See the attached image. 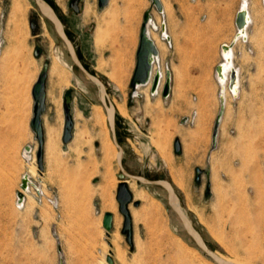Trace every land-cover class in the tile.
Segmentation results:
<instances>
[{"label": "rangeland", "instance_id": "obj_1", "mask_svg": "<svg viewBox=\"0 0 264 264\" xmlns=\"http://www.w3.org/2000/svg\"><path fill=\"white\" fill-rule=\"evenodd\" d=\"M46 1L59 17L82 65L105 86L115 110L125 172L169 182L203 240L217 255L264 264V38L256 41L255 61L250 48H241L239 91L232 97L227 90L212 140L221 107L220 84L215 69L200 67L211 66L213 47L184 49L180 59L186 62H182L173 58L171 41L155 30L152 39L159 45L160 62L153 71L159 69L164 74L171 70L170 95L161 97L163 81L157 96L149 95L151 85L138 89L134 96L129 82L136 62L135 41L151 1L109 0L106 7L98 9V0H78L77 12L70 6L73 0ZM160 1L168 19L170 2L182 0ZM248 1L250 6L255 3L264 10V0ZM125 2L130 5L122 7ZM240 2L225 0L226 4ZM87 5L92 11L89 17L83 15ZM234 14L226 18L233 28ZM151 15L158 21L155 8ZM103 18H108L107 24H101L99 33L96 27ZM35 49L40 52L37 58ZM216 50L220 54L219 48ZM55 61L65 81L51 73ZM43 65L48 75L42 115L44 170L39 173L35 160L38 146L28 124L33 104L31 87ZM142 91L151 99L148 107ZM65 96L71 102L74 127L73 138L64 149ZM117 106L128 116L122 117ZM95 112L103 115L104 123H97ZM106 138L112 144L97 87L78 72L66 46L33 0H0V264H108L105 257L109 254L113 264H216L189 239L177 215L168 208L162 188L134 181L138 188L147 190L149 200L133 198L139 205L129 206V211L147 212L142 221L135 222L132 217L130 247L121 233L123 216L115 201L117 184L115 188L107 186L117 210L112 214V231L106 234L102 228L106 210L100 195L106 189L105 171L108 167L115 180L120 173L116 155L105 151ZM175 140L181 145L178 154ZM158 141L167 146L169 165L155 150L153 143ZM26 145L32 147L34 162L22 156ZM32 166L35 169L29 173L31 185L26 193L20 183ZM195 169L210 170L209 192L205 173L196 182ZM175 175L183 182L182 190L173 184ZM18 192L24 197L21 208L16 204ZM114 233L120 236L123 259L114 253Z\"/></svg>", "mask_w": 264, "mask_h": 264}, {"label": "water", "instance_id": "obj_2", "mask_svg": "<svg viewBox=\"0 0 264 264\" xmlns=\"http://www.w3.org/2000/svg\"><path fill=\"white\" fill-rule=\"evenodd\" d=\"M151 1V9L155 8L157 13L163 14V7L160 0H150ZM35 3L38 12L42 16L46 18V20L49 22V24L52 26L53 30H55V33L57 37L60 39V41L66 46L68 55L70 59L72 60L74 66L77 68L78 72L88 79L89 82H91L95 87L98 89L99 93V101L101 102L105 115H107V124L108 129L110 130L111 135V142L116 146L117 148V154H116V162L119 168V172L117 174V177L119 178L120 182L117 184V190L115 195V201L118 202V212L120 215L123 216V223L121 228V233L125 235V241L127 244H129L130 247L133 246L132 244V216L130 215L129 206L131 203L134 207H137L139 205L138 201H133V195L129 189V186H127L126 181L128 180H134L136 183L142 186L146 187H152V188H162L166 193V200L168 208L172 210L174 214L177 215L181 227L186 232L189 239H191L192 242L195 243L196 247L206 256H208L213 262L216 264H228L224 262L219 256H217L207 245V242H205L199 233L198 229L194 226L192 219L186 212L185 208L182 206L180 199L178 198V195L173 188L172 185H170L169 182L163 180V179H149L147 177L138 176L129 174L128 172H125L122 166V155L124 153L122 146L117 141L116 136V129H115V110L111 104V102L108 100L105 86L103 85L102 81L97 78L95 75H93L91 72H89L85 66L82 65L81 61L76 55L75 49L73 44L71 43L70 39L68 38L64 27L59 19V17L56 15L54 9L50 6L48 2L45 0H33ZM109 3V0H98L97 6L98 9H103L106 7ZM78 0H73L70 4L73 11H78ZM151 9L147 10L143 14L142 22L140 24V31H139V37L138 42L139 45L137 47L135 57V67L134 72L132 74V77L129 82V86L131 87L132 92H135L138 88L142 86H148L151 85L150 93L156 94L159 83L161 79V74L159 71H157L154 75H152V58L156 57L158 55V51L156 48L155 43L150 39L148 34V27L150 26V22L152 20L151 15ZM246 21V11L241 10L238 11L235 17L234 25L236 26L238 33L235 36V39L240 38L244 39V35H240L239 32L241 30H244L247 26L245 24ZM30 30L34 33L35 24L34 21L31 20L29 23ZM160 27L161 32L164 33L166 31V27L164 23H161ZM168 38V37H167ZM221 51L224 53H227L230 51V46H222ZM33 55L37 58L39 56V50L35 49ZM221 66L220 63L215 67L216 75L221 76ZM47 66L43 65L41 68V71L39 72V76L37 80L34 82V84L31 87V97H32V114L31 119L29 121V129L34 134V138L37 142V150L35 154V160L37 163V168L39 173H42L44 170V160H43V153H44V131H43V117L42 115L45 112L46 109V79H47ZM236 78V71L235 69H232L230 71L229 80L228 83L230 85H234ZM163 87L161 89V97L163 99H166L170 95L171 91V70L166 69L165 71V80L162 84ZM63 116H64V123L62 127V136H61V142L64 145L63 148H66V144H68L72 138H73V127H74V119L73 116H71V102L68 99L67 96L64 97L63 100ZM221 107L219 114L217 115L215 122H214V129L212 133V140L215 139V136L218 131V123L220 121L221 115H222V97H220ZM186 122V120H183V123ZM174 150L178 154L181 150V145L178 140L174 141ZM30 147V146H29ZM29 147H26V149H29ZM196 170V182L200 181V176L202 173H205L206 176V191L209 192L210 184H209V177H210V170ZM28 178L23 177L20 183V189L25 190L28 185ZM94 183L97 182V180H93ZM30 183V182H29ZM17 196L19 199L23 198V193L18 192ZM113 227V216L110 212L106 211L103 214V220H102V228L106 230V234L109 235V233L112 231ZM106 262L108 264H113V259H111L110 254L105 257Z\"/></svg>", "mask_w": 264, "mask_h": 264}, {"label": "crops", "instance_id": "obj_3", "mask_svg": "<svg viewBox=\"0 0 264 264\" xmlns=\"http://www.w3.org/2000/svg\"><path fill=\"white\" fill-rule=\"evenodd\" d=\"M250 4L251 3H248V10L251 13L250 23H248L250 25L246 26V32L244 35L245 38L242 39L244 42L247 39L244 44H242L243 42H240V38H237L238 40L235 39L237 28L234 25V21L236 14L239 11L238 9L240 4L238 3L226 4L225 0L171 1L169 6L170 16L168 19L163 7V14H159L160 16L158 21L155 17H152V21L156 23L155 27H157V31H161L162 28L160 25L161 23L165 22V34L167 33V39H169L168 41H171L172 43V55L174 56V59L182 58L180 52H183L184 49H191L192 47L200 46H211L213 47V58L210 60V63L212 64L211 66H202L200 69H215V67L223 60L222 54H219L216 48H219L220 52L222 46L228 45L230 46L229 52L232 55V67H234L235 70H239L237 64L239 63L238 56L240 57L242 55L241 48H243V46L245 49L250 48L253 55V60L255 61L257 58L256 41L259 43L261 38H264V10L261 9V5L254 3V5L250 6ZM125 5L130 4L125 2L121 6L125 7ZM232 12L235 13L233 18L234 28L231 27L230 21H227L226 19L231 16ZM194 36L195 39L192 38ZM138 37L139 34L135 41L137 42L136 48L139 45ZM177 49L179 50L178 53L176 51ZM219 59L220 61L216 63ZM164 79L165 73L161 78L159 91ZM23 137L25 138V133H23ZM27 146L28 145L25 147Z\"/></svg>", "mask_w": 264, "mask_h": 264}, {"label": "bare ground", "instance_id": "obj_4", "mask_svg": "<svg viewBox=\"0 0 264 264\" xmlns=\"http://www.w3.org/2000/svg\"><path fill=\"white\" fill-rule=\"evenodd\" d=\"M17 2H18V0H17ZM15 3H16V1H15ZM14 3V4H15ZM248 3H249V1L248 0H241V2H240V6H239V11H240V9L241 10H245L246 11V21H245V24H247V25H250V24H248V23H250V12H249V10H248ZM17 4H19L20 5V3H17ZM87 4V3H86ZM18 5V6H19ZM14 8H15V10H18L19 11V9H18V7H17V5H15L14 6ZM20 8V7H19ZM116 11H117V9H116ZM118 12V11H117ZM92 13V11H91V9H90V7L87 5V6H85V8H84V13H83V15H85L86 17H89L90 16V14ZM118 14V13H117ZM128 14V13H127ZM130 14V13H129ZM104 15V14H103ZM118 16V15H117ZM125 18V17H124ZM87 19V18H86ZM107 19L108 18H103V20H101V22L99 23L100 25L101 24H104V23H106L107 24ZM113 19H116V17L115 18H113ZM117 21V20H116ZM115 21V22H116ZM130 21V20H129ZM114 22V23H115ZM162 22H164V21H162ZM126 23V22H125ZM127 23H128V21H127ZM130 23V22H129ZM165 23V22H164ZM98 24V27H96L97 29H98V31H99V33H100V27L102 28V25L100 26ZM106 24L104 25V26H106ZM155 24L156 23H154L152 20H151V22H150V26L148 27L149 29H148V34H149V37H150V39L153 41L154 39H152L153 38V34H154V31L156 30V28L157 27H155ZM115 25H116V23H115ZM131 27V26H130ZM107 28V27H106ZM102 30V29H101ZM161 32V31H160ZM245 32H246V28L244 29V30H241L240 32H239V34L241 35H245ZM237 33H238V30H237ZM236 33V34H237ZM161 34H162V37H163V39H165V38H167V36L168 35H166L165 34V32L164 33H162L161 32ZM99 35V34H98ZM101 36V35H100ZM104 36V35H103ZM100 38V37H99ZM107 39V38H106ZM103 40H104V38H103ZM102 40V41H103ZM169 40V39H168ZM238 40V39H237ZM236 40V41H237ZM154 42V41H153ZM170 42V41H169ZM104 43H105V41H104ZM155 43V45H156V48H157V51H158V49H159V45H158V43L155 41L154 42ZM220 54H222V57H223V60H222V62H221V64H222V66H221V72H222V75L221 76H217L216 75V78H217V82L220 84V92H219V97H222V105H224V102H225V94H226V92H230V94L232 95V97H235L236 95H237V93H238V91H239V87H240V82H239V70L238 69H236L235 71H236V78H235V83H234V85H230V83H228V80H229V75H230V71L232 70V69H234V67H232V62H231V57H232V55L230 54V52H227V53H224V52H222V51H220ZM158 62H159V56L157 55L155 58L153 57L152 58V63H151V67H152V75H154L157 71H159L160 72V74H161V76H163V74H162V72H161V70H159V69H156V71H153V69L154 68H156L155 66L156 65H158ZM59 68H58V65H57V62L55 61V63L53 64V66H52V68H51V73H53V74H57L56 75V77L59 75L61 78H62V80H64V76L65 75H63V73L62 72H59V70H58ZM154 72V73H153ZM58 76V77H59ZM60 78V79H61ZM162 78V77H161ZM115 79H117L116 77H115ZM119 80V79H118ZM165 80V79H164ZM65 81V80H64ZM116 82V81H115ZM118 82V81H117ZM120 82V81H119ZM160 83H161V79H160ZM160 83H159V87H160ZM143 87V86H142ZM142 87H140V88H142ZM145 87V86H144ZM148 87V86H147ZM140 88H138V89H140ZM138 89H137V91H135L134 93H133V95L134 96H136V95H138ZM142 90V89H141ZM228 90V91H227ZM28 92H30V91H28ZM143 93H144V95H145V100H146V106L148 107L149 105H151V99H149V95H152V96H157L158 94H159V88H158V90H157V92H156V94H151L150 93V91H149V95L148 94H146L144 91H142ZM141 92V93H142ZM30 94V93H29ZM138 97V96H137ZM29 98V97H28ZM30 99V98H29ZM28 99V101L30 102V100ZM28 102V103H29ZM30 104H32V103H30ZM155 105V104H154ZM32 106V105H31ZM157 106V105H156ZM157 108V107H156ZM98 110V109H97ZM117 111H118V113L120 114V115H122V117H127L128 116V114L126 113V111L122 108V107H120V106H117ZM98 112H99V110H98ZM98 112H95L94 113V116H95V118H96V120H97V123H100V120L104 123V117H102L103 115H100ZM104 131H105V134L107 135V130L106 129H104ZM153 144H155L154 146H155V150L159 153V155H160V157L163 159V161H165L166 162V164H170L171 163V157L167 154V152H166V145H162V142H156V143H153ZM103 145H104V148H105V151L107 152V153H112L113 154V156H115L116 154H117V152H116V150L114 149V147H113V145L109 142V140L106 138L105 139V141L103 142ZM27 147H29V146H27ZM32 150V147L30 146L29 147V149H26V147L24 148V150H23V152H22V156H23V158H24V160L25 161H27V162H29V159L30 160H32L33 161V155H30V151ZM169 152V151H168ZM34 162V161H33ZM168 167V166H167ZM34 167L32 166V167H30L29 168V171H28V173H27V175H24L23 177H27L28 178V181L30 182V175H29V173H34ZM170 170V169H169ZM105 186H106V189L104 188V191L102 190V194H100L101 196H102V202H103V208L106 210V211H108V212H110L111 214H114L115 215V212H116V210H117V204L115 203V201H113V197H112V193H110V191L109 190H107V186H111V187H114L115 188V186H116V184H118L120 181L119 180H115L114 179V176H113V174L111 173V171L109 170V168L107 167V169H106V171H105ZM173 174V173H172ZM29 175V176H28ZM22 177V178H23ZM28 182V185H27V188H28V186L29 185H31L30 183ZM126 184H127V186H129V188L132 190V195H133V198L135 199V200H139V201H147V200H149V193L147 192V190L145 189H143V188H138V186H136V184H135V182H134V180H128V181H126ZM173 184H175L179 189H183L184 188V185H183V182H182V180L181 179H179V178H177L176 177V175L174 176V178H173ZM25 189V190H23V191H26V193L27 192H29V189ZM28 190V191H27ZM23 199H24V197L22 198V199H19L18 198V196H17V202H16V204H17V207L18 208H21V207H23L24 206V204H23ZM151 200V199H150ZM154 201V200H153ZM153 203V202H152ZM187 207V209H188V206H186ZM148 211V210H147ZM149 212V211H148ZM146 210H145V212L143 211V210H131L130 211V215H132V217H133V220L135 221V222H138V221H142V220H144L145 218H146ZM145 222V221H144ZM112 240H111V244H113V246H114V253L116 254V257L117 258H119V259H123L122 257H123V254H124V252L122 251V249H121V247H120V244H118V241L120 240V236H119V234L118 233H114V234H112ZM218 240V239H217ZM219 241V240H218ZM216 254V253H215ZM104 255H107L106 253H104ZM103 255V256H104ZM217 255V254H216ZM232 255V254H231ZM217 256H219L224 262H226V263H228V264H253V260H250V259H247V260H240V259H238L237 257H235V256H233V257H231V258H229V257H225V256H223V255H217ZM147 262V261H146ZM186 262V261H185ZM143 264H148V263H143Z\"/></svg>", "mask_w": 264, "mask_h": 264}, {"label": "built area", "instance_id": "obj_5", "mask_svg": "<svg viewBox=\"0 0 264 264\" xmlns=\"http://www.w3.org/2000/svg\"><path fill=\"white\" fill-rule=\"evenodd\" d=\"M164 40L168 41V39H167V38H165ZM168 42H169V41H168Z\"/></svg>", "mask_w": 264, "mask_h": 264}, {"label": "flooded vegetation", "instance_id": "obj_6", "mask_svg": "<svg viewBox=\"0 0 264 264\" xmlns=\"http://www.w3.org/2000/svg\"><path fill=\"white\" fill-rule=\"evenodd\" d=\"M46 1V0H45ZM47 2V1H46ZM40 53V52H39Z\"/></svg>", "mask_w": 264, "mask_h": 264}]
</instances>
